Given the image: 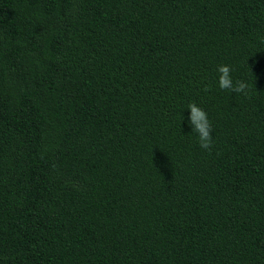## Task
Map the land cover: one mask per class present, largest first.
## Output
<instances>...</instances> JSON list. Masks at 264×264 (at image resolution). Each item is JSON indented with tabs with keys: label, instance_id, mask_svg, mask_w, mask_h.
<instances>
[{
	"label": "trees",
	"instance_id": "trees-1",
	"mask_svg": "<svg viewBox=\"0 0 264 264\" xmlns=\"http://www.w3.org/2000/svg\"><path fill=\"white\" fill-rule=\"evenodd\" d=\"M0 264H264V0H0Z\"/></svg>",
	"mask_w": 264,
	"mask_h": 264
},
{
	"label": "clouds",
	"instance_id": "clouds-1",
	"mask_svg": "<svg viewBox=\"0 0 264 264\" xmlns=\"http://www.w3.org/2000/svg\"><path fill=\"white\" fill-rule=\"evenodd\" d=\"M219 73L218 85L221 90H230L235 93H243L247 95L248 85L244 81H236L233 83L231 72L232 69L229 65H220L217 68ZM208 89L206 88L205 91ZM190 110L189 123L193 132L197 134L199 146L207 151L211 150L213 144L212 138V124L208 118V114L196 103L188 105Z\"/></svg>",
	"mask_w": 264,
	"mask_h": 264
}]
</instances>
